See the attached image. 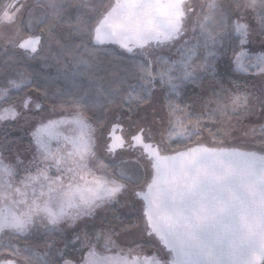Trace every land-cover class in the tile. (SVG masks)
I'll use <instances>...</instances> for the list:
<instances>
[{
  "label": "snow or ice",
  "instance_id": "obj_1",
  "mask_svg": "<svg viewBox=\"0 0 264 264\" xmlns=\"http://www.w3.org/2000/svg\"><path fill=\"white\" fill-rule=\"evenodd\" d=\"M36 7L55 11L46 22ZM72 8L74 22L60 24ZM0 13L17 32L47 24L44 45L39 37L18 45L25 59L59 64L71 57L89 68L97 50L118 45L121 59L105 57V70L126 75L109 84L136 79L140 87L105 106L116 109L111 121L103 113L94 118L91 148L75 167L55 157L48 164L44 136L60 124L88 126L83 95L44 88L12 106L17 123L34 130L25 148L7 131L0 135V264H141L98 251L128 237V255H143L142 264H264V123L245 122L249 114L264 120V52L243 63L249 37L264 47V0H0ZM248 75L261 81L251 97L239 79ZM32 83L16 64L0 66L5 100L10 89ZM189 84L196 87L189 91ZM45 111L62 119H29ZM125 117L134 129L128 157L111 143L123 149L111 133ZM91 168L104 175L94 177Z\"/></svg>",
  "mask_w": 264,
  "mask_h": 264
},
{
  "label": "rangeland",
  "instance_id": "obj_2",
  "mask_svg": "<svg viewBox=\"0 0 264 264\" xmlns=\"http://www.w3.org/2000/svg\"><path fill=\"white\" fill-rule=\"evenodd\" d=\"M4 2H7V0H4ZM29 3H33L34 0H28ZM193 3H200L202 0H191ZM42 3H46V0H42ZM40 11H45L48 15V17L51 19L53 14H54V9H50L47 7H38ZM40 13V12H39ZM2 15V13H0ZM73 15H76V11L74 8L69 9L62 17V19L59 21L60 24H64V22L67 19H72ZM27 19V17H25ZM39 28V29H37ZM40 28H43V30H40ZM47 28L38 25L34 26L31 30L29 31H15L11 26L8 25L7 22L5 21H0V60L6 56H13L20 60L21 62L30 65L34 68L40 69L41 71L47 72L51 74L52 76L59 78L60 80L66 81L67 79L73 80H79L81 83L85 81V78L81 74V72L77 71L74 66H71V62L67 59L64 60L62 63H56L55 60L49 58L48 60H44L42 58H37L34 60L30 59H25L23 57L22 51L17 49L18 43L23 40L25 37H33L36 35H39L41 38V45H44L48 38L46 36ZM61 31H66L67 28L62 27L59 28ZM39 32V33H38ZM24 33H27V35H24ZM38 33V34H36ZM191 32H189V37H191ZM250 41H253L245 46L246 51L248 52V56L245 57L243 63L245 65H248L251 60L254 59L256 55H259L261 52H264V47L261 46L260 44V37L259 36H251L249 37ZM193 44L196 43V41L193 39L191 41ZM54 48V46H53ZM46 56H54L56 54L55 50L49 52L47 49H45ZM173 59H179V54L176 52L172 53ZM77 67V66H76ZM225 71L224 66H221V74ZM239 79L241 81L242 86L244 85L245 81H247V92L249 96L251 97V94L256 91L257 88L261 86V81L260 77L256 75H248V76H239ZM84 80V81H83ZM196 87L195 84H189L188 85V90L190 91L192 88ZM138 91L135 95H137L140 92V87H136ZM10 90H15V89H10ZM9 90V92H10ZM245 89L242 87V93ZM197 91L199 89L197 88ZM29 96H36V93L33 92H28L25 93ZM24 94V95H25ZM23 95V96H24ZM134 95V96H135ZM21 99V98H20ZM19 100L12 102V103H7L2 96L0 97V116L5 117L4 122H0V135H2L5 131H7L9 135V139L14 138L17 140L21 141V148H25L28 146L29 142L31 141V132L34 130L28 125L24 124L23 119L19 120V123H17V120L14 118V113L11 111V108L13 105H18ZM251 103L255 104V100H252ZM143 107H147V105H144ZM23 111V110H19ZM116 109H113L112 112H105V118L107 121H111L113 118V115L115 113ZM124 112H127V108L123 109ZM144 115H147L149 118L151 117L152 113H142ZM52 115L53 119H62L59 113L57 114H52L50 112H43L40 113L39 115L35 116H30L29 119L32 121L33 124L41 117H46ZM67 115V114H65ZM235 122V121H233ZM245 122L252 125L256 126L260 123H264V120L258 119L257 115H251L249 114ZM47 123V121H45ZM129 121L125 117V119L119 121V127H121V137L124 139L125 142H129L130 136L128 135L131 130L129 128ZM94 127V124H92L89 121L88 126H85L81 128L78 125L75 124H60L53 126L51 129V137L48 135L44 136V139L47 143H49L52 155L49 156V159L47 161L48 164L52 163L53 157L56 159H59L61 161V166H65L66 164H72L74 167L75 165L73 164L74 161L78 160L81 154L86 153V149L90 150L91 146L89 145V140L92 139V133L90 132V128ZM92 143L94 144V140H92ZM59 149V151H57ZM69 153H72V155H69ZM118 154H122L125 157L131 156L132 150L131 149H123L121 151H117ZM87 158V157H86ZM107 163V161H105ZM41 167L44 168L45 165L41 164ZM77 171H80L77 169ZM91 171L93 173L94 177H102L104 173L97 168H91ZM36 171L34 170L32 175H35ZM49 175H54L55 174V166L51 168V170L48 173ZM93 176H86V179L88 181H91L93 179ZM80 183L83 185V181H80ZM16 186L21 187L23 190V185L22 184H17ZM40 185L37 184L36 188L37 191L39 190ZM31 191L32 189H28V196L29 198L31 197ZM19 199V197H17ZM120 214L127 216V212L124 209H118ZM111 215V214H107ZM97 224L100 223V221H96ZM131 239L132 237H128L126 239H123L118 242V246L112 247L110 250H105L102 246L98 251L100 252L101 255L105 256H112L115 258H127L129 260H136L139 259L143 261V255L140 257H136L135 255L129 256L128 255V247L131 244ZM57 243L59 244L60 241L58 240ZM62 247V245H61ZM40 250V249H39ZM44 249L42 248L40 251H43Z\"/></svg>",
  "mask_w": 264,
  "mask_h": 264
},
{
  "label": "trees",
  "instance_id": "obj_3",
  "mask_svg": "<svg viewBox=\"0 0 264 264\" xmlns=\"http://www.w3.org/2000/svg\"><path fill=\"white\" fill-rule=\"evenodd\" d=\"M35 13L37 16H41L42 18H44L46 22L50 19L47 13L44 10L40 11L38 7L35 8ZM72 20L74 22L75 15H73ZM41 26L47 28L46 23L40 25V27ZM40 30H43V28H40ZM57 31L61 34H63L64 32L61 31L59 28L57 29ZM45 32L48 38V32L46 30ZM24 35H27V33H24ZM66 42L70 43V41L68 40H66ZM111 49H115L116 51L114 52ZM119 51L120 49L111 45L101 50H97L94 53V56L92 58V64L89 68H85L83 66L77 68L72 63V58L66 57L65 59L71 62V66H74L75 69L77 68L76 70L81 72V74L85 78V81L83 80L84 82L82 83L79 80H74V78L73 80H60L59 78H56L47 72L41 71L40 69L34 68L30 65L21 62L13 56H6L0 60V66H3L5 61H7L9 64H16L18 70L23 72L24 75L33 82L31 89L25 88L21 92H17V90H10L6 102H15L19 100L25 93L28 92H33L38 95V92L40 90H43L44 88H48L50 91L62 89L73 94L83 95V103L88 106L86 116L88 117V120L92 124H94V118L106 112V105L115 104L116 102L120 101L126 94H131L134 96L137 93L136 91H138L136 87L139 86V81L136 79H129L123 85L109 84V81L117 80L119 79V77L126 75L123 71H121L114 76L111 72L105 70L107 61L104 58L107 57L108 60L119 61L121 58L116 55V52ZM85 57L87 58V54H85ZM13 76L14 78L18 79V77H15L14 73ZM129 84L136 85V87L134 89L129 88ZM117 88H119L120 90L119 95L117 94ZM42 248L43 247L41 246L40 250Z\"/></svg>",
  "mask_w": 264,
  "mask_h": 264
},
{
  "label": "water",
  "instance_id": "obj_4",
  "mask_svg": "<svg viewBox=\"0 0 264 264\" xmlns=\"http://www.w3.org/2000/svg\"><path fill=\"white\" fill-rule=\"evenodd\" d=\"M114 2H115V0H114ZM34 37H39V36H34ZM34 37H26V38H24L23 40H21V41L18 43V45H19L20 43H24L26 40H28V39H30V38H34ZM39 38H40V37H39ZM18 45H17V49L20 50V51H22V52H25V50L19 48ZM111 46H115V47H117V48L119 49L118 45H111ZM38 50H39V47H38ZM111 135H114L115 137H119V138L123 139V138L121 137V127H119V126L116 127L115 131L112 132ZM123 140H124V139H123ZM129 142H131V138H130ZM111 143H113V144L115 145V150H116V152L125 149V145H126V142H125V141H124V147H123V149L120 147L118 141H112Z\"/></svg>",
  "mask_w": 264,
  "mask_h": 264
},
{
  "label": "flooded vegetation",
  "instance_id": "obj_5",
  "mask_svg": "<svg viewBox=\"0 0 264 264\" xmlns=\"http://www.w3.org/2000/svg\"><path fill=\"white\" fill-rule=\"evenodd\" d=\"M112 2L114 3V0H112ZM36 36H39V35H36ZM34 37V36H33ZM40 37V36H39ZM26 38V37H25ZM40 40H41V38H40ZM131 138V137H130ZM130 138L128 139V140H130ZM128 144H129V142H126V145H125V149H129L128 148Z\"/></svg>",
  "mask_w": 264,
  "mask_h": 264
}]
</instances>
